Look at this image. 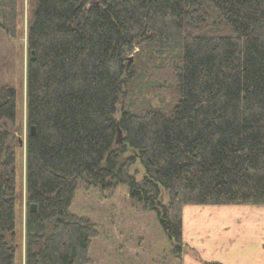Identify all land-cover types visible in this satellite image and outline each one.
Wrapping results in <instances>:
<instances>
[{"label":"trees","instance_id":"1","mask_svg":"<svg viewBox=\"0 0 264 264\" xmlns=\"http://www.w3.org/2000/svg\"><path fill=\"white\" fill-rule=\"evenodd\" d=\"M30 1L25 264H91L98 230L71 210L80 181L103 191L126 185L177 250L184 207L264 206V0ZM19 10L20 0H0L10 38ZM136 45L146 48L149 73L163 71L160 91L172 84L177 99L160 108L128 98L117 118L142 70L127 58ZM16 117V89L5 85L0 264H17L19 246L17 157L6 128ZM137 161L141 182L130 173Z\"/></svg>","mask_w":264,"mask_h":264},{"label":"rangeland","instance_id":"2","mask_svg":"<svg viewBox=\"0 0 264 264\" xmlns=\"http://www.w3.org/2000/svg\"><path fill=\"white\" fill-rule=\"evenodd\" d=\"M31 3L30 0H20L17 37L10 38L0 28V90L5 85H11L17 92L16 122L6 125L17 157V264H25L26 257L27 64L30 58L27 33ZM127 58L142 70L125 88L116 117H119L120 107L128 98L153 107H173L177 99L175 89L167 83L164 86L167 91H160L161 80L156 78L161 79L164 73H149L150 57L146 48L136 45ZM164 58L156 59L154 64L158 67L163 64ZM120 145L119 134L116 146ZM128 154H133V150L129 149ZM130 173L139 182L143 180L144 171L139 161L131 167ZM167 201V194H164L163 203ZM71 210L90 219L98 230L99 234L90 247L91 264H193L194 259L209 257L218 248L214 242L219 238L237 236L242 243L249 239H264V206H186L183 209L182 250H177L176 244L163 230L156 212L142 204H134L126 185L103 191L80 181L74 192ZM229 241L226 240L227 243ZM252 246L255 245H250L242 253L255 248ZM215 260L223 262L227 260L226 255L222 252Z\"/></svg>","mask_w":264,"mask_h":264},{"label":"crops","instance_id":"3","mask_svg":"<svg viewBox=\"0 0 264 264\" xmlns=\"http://www.w3.org/2000/svg\"><path fill=\"white\" fill-rule=\"evenodd\" d=\"M226 240L230 241L227 243ZM223 241L225 242L223 243ZM214 245L218 246V248L210 253L209 257L205 255V260L194 259L193 264H264V239L260 241L249 239L248 242L242 243L240 237L235 236L228 239L219 238L214 242ZM250 245H255L252 246L255 248L242 253ZM222 252L226 255L227 260L223 262L216 261L217 255ZM227 255L229 256L227 257Z\"/></svg>","mask_w":264,"mask_h":264},{"label":"water","instance_id":"4","mask_svg":"<svg viewBox=\"0 0 264 264\" xmlns=\"http://www.w3.org/2000/svg\"><path fill=\"white\" fill-rule=\"evenodd\" d=\"M35 56H36L35 51H31V52H30V59H31V60H34V59H35ZM30 134H31V135H34V134H35V127H34V126L30 127ZM35 210H36V205L31 204V205H30V211H31V212H34Z\"/></svg>","mask_w":264,"mask_h":264}]
</instances>
